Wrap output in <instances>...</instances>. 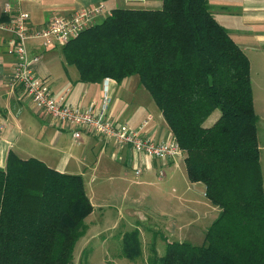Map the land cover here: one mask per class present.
I'll return each mask as SVG.
<instances>
[{
	"label": "trees",
	"instance_id": "obj_1",
	"mask_svg": "<svg viewBox=\"0 0 264 264\" xmlns=\"http://www.w3.org/2000/svg\"><path fill=\"white\" fill-rule=\"evenodd\" d=\"M62 52L82 82L137 75L183 152L188 179L202 182L206 198L219 208L202 244L162 236L164 254L152 243L143 264H264V190L250 64L208 1L113 9ZM92 209L80 174L10 151L0 168V264H72ZM123 231L116 256L136 262L142 254L139 230Z\"/></svg>",
	"mask_w": 264,
	"mask_h": 264
},
{
	"label": "crops",
	"instance_id": "obj_2",
	"mask_svg": "<svg viewBox=\"0 0 264 264\" xmlns=\"http://www.w3.org/2000/svg\"><path fill=\"white\" fill-rule=\"evenodd\" d=\"M207 1L215 20L226 28L249 60L253 106L260 120L257 121V141L264 190V0ZM7 3L11 5L10 10L5 9ZM97 5H102L109 14L116 8L157 9L162 6V0H0V168L5 167L6 157L13 151L20 158L33 157L58 171L80 174L93 207L87 220L91 215L103 219L110 210H145V213L138 212L139 216L135 211L129 212L136 217L132 229L139 230L150 223L166 236L164 229L170 223L172 234L179 236L180 231L187 229L185 226L194 227L191 216L189 219L181 216L182 210H211L215 217L219 210L206 198L204 184L188 179L183 152L175 159L149 158L129 147L104 142L95 134L83 132L79 138H74L73 127L51 121L31 104L20 87L12 89L8 83L15 60L8 45L13 13L27 11L30 28L36 31L54 16ZM25 47L29 56L40 58L34 65L36 75L45 79L56 95L66 93L68 103L85 106L93 100L99 101L107 85L108 111L114 121L140 127L143 134L156 141L172 136L162 113L137 75L120 82L108 78V81L82 82L78 80L76 67L65 62L61 45L44 47L39 37H32L26 40ZM148 115L151 119L142 125ZM78 150L81 153H75ZM135 169L140 172L136 173ZM105 179L121 183L123 189L99 192ZM115 185L110 184V188ZM182 226L185 229L180 228ZM122 229L131 230L124 226ZM156 251L159 256L164 254L157 248Z\"/></svg>",
	"mask_w": 264,
	"mask_h": 264
},
{
	"label": "built area",
	"instance_id": "obj_3",
	"mask_svg": "<svg viewBox=\"0 0 264 264\" xmlns=\"http://www.w3.org/2000/svg\"><path fill=\"white\" fill-rule=\"evenodd\" d=\"M6 10L11 5H5ZM102 5L93 8H79L69 15L54 16L39 30L30 28V15L27 11L18 10L9 21L12 37L8 40L10 51L14 55L12 71L8 77L10 87H20L31 104L51 121L64 122L73 127L72 136L79 138L83 132L95 134L104 142H112L121 147H129L149 158L175 159L182 154L173 135L166 140L156 141L143 134L141 128H134L125 122L114 121L109 115L110 95L107 85L99 101L93 100L88 105L70 104L66 93H53L45 79L36 75L35 63L39 56H29L25 42L32 37H39L44 47L55 44L65 45L84 28L96 23L98 18L106 17ZM108 81V79H104ZM151 115L143 121L145 125ZM136 173L140 169H135Z\"/></svg>",
	"mask_w": 264,
	"mask_h": 264
},
{
	"label": "rangeland",
	"instance_id": "obj_4",
	"mask_svg": "<svg viewBox=\"0 0 264 264\" xmlns=\"http://www.w3.org/2000/svg\"><path fill=\"white\" fill-rule=\"evenodd\" d=\"M214 117L215 115H213L208 122L212 121ZM258 121L260 122V120ZM75 153L79 154L81 153V150H78ZM112 183L116 185L113 186V188H110V184ZM99 187L101 188V190H99L101 193L104 191L106 192L107 190L110 192H114V190L119 192L121 189H123L121 183L115 180L109 181V179H105L104 183L101 182V186ZM130 211H135L138 216L139 213H145V210H110L103 219L94 217V215L89 216L88 220L86 218V221L88 222V228L85 234L82 235L75 244L72 264H81L84 262L86 264H143L149 257L152 256V243H154L158 251L163 254L165 251V240H163L162 236L164 235L160 229L148 223L139 229L138 233L142 250L140 258L136 262H133L128 258L116 256L121 250V238L122 232H124L122 227L124 226L127 229H132V227H134L136 224V217L130 216ZM171 211L176 212L179 210ZM182 211L183 213L181 216L187 219H189L191 216L194 227L189 229L190 227L185 226L187 229L180 231L181 235L174 236L172 234L170 223H167V229H164V232L166 233V239L171 241L187 240L195 245L202 244L207 227L217 216L215 217V213H211V210ZM217 212L219 213V210L216 211V213ZM212 216L214 218H212ZM115 224H118V229H115L117 228L114 227ZM180 228L185 229L183 226ZM85 253H87L86 258Z\"/></svg>",
	"mask_w": 264,
	"mask_h": 264
}]
</instances>
